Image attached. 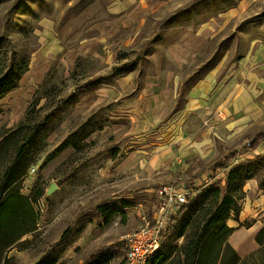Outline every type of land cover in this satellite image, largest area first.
I'll use <instances>...</instances> for the list:
<instances>
[{"label":"rangeland","instance_id":"obj_1","mask_svg":"<svg viewBox=\"0 0 264 264\" xmlns=\"http://www.w3.org/2000/svg\"><path fill=\"white\" fill-rule=\"evenodd\" d=\"M126 1L0 0V35H7L28 56L20 84L0 99V130L15 126L35 97H39L35 109L44 105L39 115L52 117L44 133V150L19 184L20 193L31 199L37 212V228L7 248L8 264H33L52 244L59 252L56 264H85L101 253L111 255L108 264H120L122 237L140 225L141 213H152L159 186L184 181L201 186L200 193L213 183L223 186L231 165L214 176L211 165L228 151L242 149L252 137L239 128L225 136L216 130L222 123L211 115L186 113L183 98L189 86L212 68L221 65L219 83L264 46V0H147L152 10L144 20L119 23L111 35L107 23L117 15L109 10ZM197 32L205 42L194 61L176 69L177 99L171 100L169 111L165 114V99H139L144 78L154 74L156 65L174 70L167 48L184 33ZM133 59L132 71L121 76L112 72V66ZM119 78L130 82L119 85ZM207 132L217 135L214 151L197 148ZM64 139L78 141V148L69 145L47 157ZM182 145L185 151L178 155ZM168 148L181 159L179 164L172 165L171 158L165 162ZM263 154L264 146L240 154L231 164ZM52 182L57 187L47 194ZM245 184L240 208L260 191L250 194ZM200 193L189 201L193 225L209 203L199 198ZM103 202L109 203L106 214L96 208ZM263 213V204L255 206V217L245 222L262 224ZM245 222L235 238L248 240L252 248L239 264L264 255ZM178 223L161 244L175 247V253L185 241L175 237ZM191 230L188 227L185 235Z\"/></svg>","mask_w":264,"mask_h":264},{"label":"trees","instance_id":"obj_2","mask_svg":"<svg viewBox=\"0 0 264 264\" xmlns=\"http://www.w3.org/2000/svg\"><path fill=\"white\" fill-rule=\"evenodd\" d=\"M196 4L198 2L191 4L186 12L192 11ZM135 64V59L127 60L120 65L112 66V72L121 76L132 71ZM27 69L28 56L18 51L7 35H0V99L18 87L19 80ZM38 102L39 97H35L25 109L23 118L15 126L0 130V264H8L5 255L7 248L37 228V212L31 199L20 193L19 184L30 165L44 150V133L52 122L49 114L39 115L44 105L35 109ZM263 139L264 131L253 138L248 146L229 153L223 161L213 165V168L231 166L223 186L215 187L214 183L210 184L202 193L200 188L194 196L200 193L201 200L209 199L207 207L199 211L200 222L195 225L190 222L189 212L193 206L191 203L183 206L172 220L169 230L180 221L175 237L183 236L184 243L179 246L176 253L173 246L166 248L161 246L149 258L147 264H239L237 252L227 241L235 228L229 227L226 221L231 215L238 219L240 212L238 199L243 193L242 188L246 180L257 177L258 188L264 190V154L242 160L235 165L231 162L246 150L253 149ZM78 144V141L69 142L64 139L46 156L55 155L69 145L74 149L78 148ZM96 208L102 214H106L109 211V203L103 202ZM245 224L246 227L250 226L246 222ZM188 227L192 228L191 233L185 235ZM254 240L260 246V251L264 252V216L263 225L255 234ZM54 247V244L49 246L33 264H56L59 252H55ZM110 259L111 255L101 253L85 264H108ZM243 264H264V255L258 260H249Z\"/></svg>","mask_w":264,"mask_h":264},{"label":"crops","instance_id":"obj_3","mask_svg":"<svg viewBox=\"0 0 264 264\" xmlns=\"http://www.w3.org/2000/svg\"><path fill=\"white\" fill-rule=\"evenodd\" d=\"M151 10L152 4L147 0H138L137 2L127 0L126 3L123 4L120 2L113 4L109 12L113 16L117 15V17L115 20L107 23L112 27L111 35H114L118 31V29L115 28L117 24H132L137 21H142ZM104 33L105 32L102 30L101 34ZM204 42L199 32L195 34L184 33L179 36L166 51L169 60L172 61L174 70L161 67L160 64L156 65L154 74H149L144 78L143 94L139 99H165L166 114L170 109L171 100L177 99L176 86L174 85V77L177 74L175 72L176 69L186 63L194 61ZM262 57H264V46L259 47L253 54H249L245 61L243 60L240 62L239 69H237L235 73L234 69H232V72L219 83L217 76L221 65L206 72L189 86L183 98L187 99L183 110L186 113L199 112V116H205V114L207 116L211 115L217 123H222L218 125L219 127H216V130L224 131L225 136L234 135L235 128H239L237 129L238 131L243 130L249 134L252 133V137L245 145L248 146L253 138L264 131V59ZM129 82L130 81L125 78L117 79L119 85H126L129 84ZM104 94H108V91H106V93L104 91ZM216 136L217 135L213 136L210 132L203 133L200 139L204 140V143L200 144L197 148H207L208 151H214ZM263 146L264 139L253 149H248L244 153L247 151L256 152L257 149H261ZM184 147L185 145H182L181 149L178 151V155H181L182 152L185 151ZM233 151L234 150L228 151L215 163L223 161L224 158ZM171 152L172 150L170 148L165 150V162L171 158L172 165L175 163L179 164L181 159ZM184 156H186V154H184ZM213 165L210 167L211 176L216 173L218 169H221L220 167L213 168ZM257 183V178L246 180L245 187L250 194H254L256 190L260 191L253 202L249 200L243 204L240 208L237 220L231 215L226 221L229 227L235 228L228 236L227 241L235 249L239 258H244L247 252L249 254L251 251H245L248 247L252 248V245L248 240L245 242L241 239L237 240L235 238L236 232L241 231L240 226H243L242 224L247 217H255L252 214L255 206L264 205V190L259 189ZM262 225L263 217L262 224L258 221V223L246 227L250 229L252 242L256 244L257 249L260 246L255 242L254 236Z\"/></svg>","mask_w":264,"mask_h":264},{"label":"built area","instance_id":"obj_4","mask_svg":"<svg viewBox=\"0 0 264 264\" xmlns=\"http://www.w3.org/2000/svg\"><path fill=\"white\" fill-rule=\"evenodd\" d=\"M34 171L35 167H31L30 172ZM200 188L184 181L159 186L154 191L155 206L152 213H141L140 225L123 235L124 254L120 264H147L149 258L160 249L172 220Z\"/></svg>","mask_w":264,"mask_h":264},{"label":"water","instance_id":"obj_5","mask_svg":"<svg viewBox=\"0 0 264 264\" xmlns=\"http://www.w3.org/2000/svg\"><path fill=\"white\" fill-rule=\"evenodd\" d=\"M56 184L54 182L50 183V185L48 186L46 193L49 194L51 193L55 188H56Z\"/></svg>","mask_w":264,"mask_h":264}]
</instances>
